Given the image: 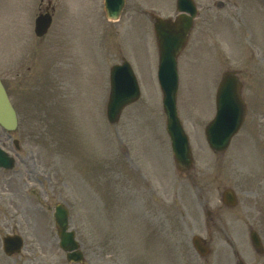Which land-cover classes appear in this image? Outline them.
Masks as SVG:
<instances>
[{
	"label": "rangeland",
	"instance_id": "1",
	"mask_svg": "<svg viewBox=\"0 0 264 264\" xmlns=\"http://www.w3.org/2000/svg\"><path fill=\"white\" fill-rule=\"evenodd\" d=\"M51 2L55 21L36 50L34 23L48 0H0V76L20 120L11 135L0 126V143L17 160L0 168V264H78L59 247V202L69 208L82 264H234V248L247 263L264 264L249 240L252 225L264 242V0H196L200 14L182 53L178 94L195 156L192 182L173 165L145 14L174 15L176 0H128L118 21L106 17L102 0ZM123 57L142 97L111 124L109 71ZM228 68L245 82L249 114L219 156L204 128ZM228 187L239 197L234 209L220 201ZM13 232L25 246L9 256L2 237ZM195 234L209 243L207 256L194 249Z\"/></svg>",
	"mask_w": 264,
	"mask_h": 264
},
{
	"label": "water",
	"instance_id": "2",
	"mask_svg": "<svg viewBox=\"0 0 264 264\" xmlns=\"http://www.w3.org/2000/svg\"><path fill=\"white\" fill-rule=\"evenodd\" d=\"M178 9L187 11L190 15L181 14L175 22L157 18L156 33L161 47V74L160 82L164 91V107L168 117L167 128L172 137L176 158L182 166L191 164V150L188 138L183 130L181 121L177 115L176 96L178 91V79L176 75L175 57L183 48L187 41L188 33L192 27V19L196 15V7L191 0H179ZM124 0H106L108 16L118 18ZM50 24L49 16H41L37 19L36 31L38 34L44 33ZM237 79L228 72L224 75L218 92V111L216 117L206 128L207 138L211 146L222 151L227 148L231 137L239 130L244 116L243 103L236 87ZM111 96L108 103V117L112 123L119 120L120 114L125 105L135 100L139 96V86L136 77L128 62L121 65H114L111 68ZM16 114L12 108L7 92L0 80V123L8 129L16 126ZM14 159L0 150V166L11 168ZM60 225L61 246L69 251L68 258L73 261L82 262L84 256L78 250V243L75 241L74 232H68V212L61 205H58L55 213ZM253 242L260 245V240L256 232H252ZM194 244L201 253H205L206 248L200 245V239L195 238ZM22 246L20 236L8 235L4 238V247L7 253L19 251ZM238 264H244L239 262Z\"/></svg>",
	"mask_w": 264,
	"mask_h": 264
}]
</instances>
